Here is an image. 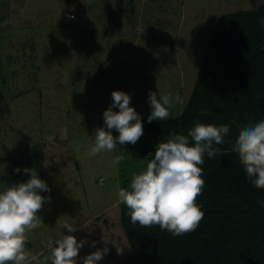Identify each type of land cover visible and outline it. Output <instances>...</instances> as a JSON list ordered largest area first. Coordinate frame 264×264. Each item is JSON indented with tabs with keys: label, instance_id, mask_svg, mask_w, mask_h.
Listing matches in <instances>:
<instances>
[{
	"label": "rangeland",
	"instance_id": "rangeland-1",
	"mask_svg": "<svg viewBox=\"0 0 264 264\" xmlns=\"http://www.w3.org/2000/svg\"><path fill=\"white\" fill-rule=\"evenodd\" d=\"M263 3L0 0V191L27 181L25 168H35L50 189L40 193L49 198L38 213L45 226L34 229L25 246L40 264H49L48 241L61 233L85 241L80 258L107 247L97 264H144L129 247L117 200L121 183L146 170L140 149L156 148V140L147 133L135 145L89 156L94 130L104 127L113 91L131 96L143 129L150 91L158 98L179 94L182 102L169 117L180 114L218 18ZM66 222L78 231L68 233Z\"/></svg>",
	"mask_w": 264,
	"mask_h": 264
},
{
	"label": "trees",
	"instance_id": "trees-1",
	"mask_svg": "<svg viewBox=\"0 0 264 264\" xmlns=\"http://www.w3.org/2000/svg\"><path fill=\"white\" fill-rule=\"evenodd\" d=\"M262 119L264 3L218 18L181 113L145 125L144 134L157 144L169 133L187 135L197 121L228 125L229 133L223 144L214 145L222 155L204 156V188L197 199L204 216L195 231L173 236L158 225L133 224L129 209L120 204L129 247L144 264H264V189L252 185L231 147L239 126ZM154 150L141 148L140 157L150 161ZM121 185L130 190V184Z\"/></svg>",
	"mask_w": 264,
	"mask_h": 264
},
{
	"label": "clouds",
	"instance_id": "clouds-1",
	"mask_svg": "<svg viewBox=\"0 0 264 264\" xmlns=\"http://www.w3.org/2000/svg\"><path fill=\"white\" fill-rule=\"evenodd\" d=\"M111 99L112 104L103 112L104 127L94 130L89 156L112 152L118 144L135 145L144 134L141 117L130 106L131 96L123 91H113ZM180 102L179 94L173 97L168 93L158 98L157 92L150 91L148 104L151 114L148 122L167 120L169 110ZM111 130L118 135L113 136ZM228 133V125L216 126L199 121L187 135L169 133L166 142L157 144L154 158L147 163L146 170L133 175L130 190L119 189L117 205L122 203L129 209L133 224L138 223L142 227L158 225L173 236L195 231L204 216L197 204L204 188L201 167L204 156L222 155L220 148L214 145L223 144ZM233 151L238 154L252 185L264 189V119L249 123L239 131ZM123 159L122 155L116 156L112 163L119 164ZM20 171L19 168L14 169V172ZM23 171L30 177L27 181L5 186L0 191V264H40L38 257L25 246L29 234L45 226L38 213L49 198L40 193L50 189L38 177L35 168ZM62 227L68 233L78 231L76 226L67 222ZM84 244V240L77 242L76 237L70 234L61 233L60 239H50L49 264H77L78 259H82V264H97L109 251L104 247L80 258L79 251ZM92 246L95 247V242ZM115 248L117 254L123 253V248Z\"/></svg>",
	"mask_w": 264,
	"mask_h": 264
},
{
	"label": "built area",
	"instance_id": "built-area-1",
	"mask_svg": "<svg viewBox=\"0 0 264 264\" xmlns=\"http://www.w3.org/2000/svg\"><path fill=\"white\" fill-rule=\"evenodd\" d=\"M102 183V181L101 180H99V184H101Z\"/></svg>",
	"mask_w": 264,
	"mask_h": 264
}]
</instances>
